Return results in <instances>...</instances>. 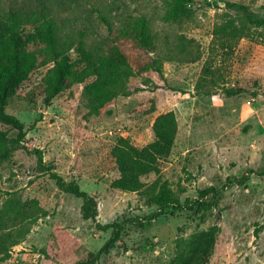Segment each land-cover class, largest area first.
Instances as JSON below:
<instances>
[{
    "label": "rangeland",
    "instance_id": "374dc122",
    "mask_svg": "<svg viewBox=\"0 0 264 264\" xmlns=\"http://www.w3.org/2000/svg\"><path fill=\"white\" fill-rule=\"evenodd\" d=\"M63 1L58 13L63 32L77 40L82 32L96 57L117 49L138 60L160 56L167 84L132 77L133 92L95 115L86 107L83 89L97 75L90 74L76 48L70 51L74 69L86 68L89 74L84 82L71 74L50 104L44 100L45 80L54 63L40 59L7 107L28 131L22 146L0 162V235L25 236L0 264H76L97 253L111 236V229L99 230L96 221L84 218V199L59 188L45 169L78 181L97 203V221L134 218L144 223H127L121 240L95 264H170L180 243L214 223L221 230L209 264H264V177L252 174L244 184H230L249 169H264V27L257 29L261 38H242L231 58L213 61L223 74L218 85L198 87L214 27L234 14L226 2L245 3L264 15V0H193L188 16L180 20L166 19L172 0ZM2 2L7 7L13 0ZM142 18L152 29L155 52L138 48L130 35ZM26 45L30 50L42 46L31 40ZM181 47L187 50L179 52ZM229 88L238 93L228 95ZM170 110L179 123L175 146L162 160L160 174L143 180L160 178L182 200L205 187L223 189L220 198L192 209L162 211L146 205L137 193L113 187L120 175L111 152L118 138L146 145L155 138V118ZM0 129L10 137L18 134L2 123ZM35 148L42 149L43 163L32 152ZM57 223L77 240L62 258L38 250L58 246Z\"/></svg>",
    "mask_w": 264,
    "mask_h": 264
},
{
    "label": "trees",
    "instance_id": "16d2710c",
    "mask_svg": "<svg viewBox=\"0 0 264 264\" xmlns=\"http://www.w3.org/2000/svg\"><path fill=\"white\" fill-rule=\"evenodd\" d=\"M193 0H172L166 19L180 20L189 14L188 4ZM63 0H13L12 4L5 6L0 0V123L9 125L17 130L16 137H10L0 129V162L8 158L13 150L22 146L28 129L14 114L7 111L9 100L19 86L28 79L42 61L49 60L54 63L51 74L45 80V102L50 104L58 95L66 79L74 74L79 82H84L89 72L86 68L74 69L70 51L73 48L82 55L90 74L97 75L93 81L84 85L83 96L88 110L101 115L112 107L119 96L130 95L133 90L129 87L132 77H142L143 82L154 83L155 86L167 84L163 72V59L154 56L150 59H133L121 49H117L111 56H94L87 47L84 34L79 33V40L73 35L62 31L58 18ZM226 6L234 12L229 18L217 23L213 31V40L210 53L203 67L198 87L211 88L219 84L222 79L220 65L213 61H225L232 57L237 43L244 37L261 38L258 28L264 27V15L253 11L247 4L227 1ZM31 27V30L28 28ZM131 37L142 50L155 52L156 44L152 29L147 20L142 18L132 30ZM40 43L39 49H28V41ZM187 49L181 47L179 52ZM218 66V67H217ZM135 87L134 90H141ZM211 90H207L209 93ZM228 95L237 94L233 88L226 89ZM153 130L155 138L144 146L135 145L128 137L120 136L112 147V156L115 159L119 177L113 182V187L123 192L137 193L146 205L156 206L159 210L192 209L207 202L208 198L218 199L223 189L209 186L198 190L193 198L182 200L181 194L172 186L163 184L160 178L147 183L143 177L151 173L157 175L161 172V162L168 157L179 131V123L173 110L160 113L154 121ZM27 148V147H24ZM43 163L42 149L32 150ZM50 176L62 190L84 199L85 219L96 221L97 228L102 231L111 229V236L97 253L90 252L89 258L78 261L76 264H95L101 254L109 251L122 238L127 223L138 227L144 226L142 221L134 218L124 219L122 222L101 223L96 220L98 216L97 203L88 192L81 189L76 180L65 181L57 172L51 169ZM44 170V171H45ZM254 174L264 177V169H249L241 177L230 184H244ZM221 226L212 224L209 228L196 232L192 238L178 246V251L170 260V264H209L217 244ZM54 233L58 246L50 244L48 247L38 249L45 256L66 257L77 246L73 233L61 224L55 225ZM25 233L0 235V262L10 258L12 247L19 244Z\"/></svg>",
    "mask_w": 264,
    "mask_h": 264
}]
</instances>
